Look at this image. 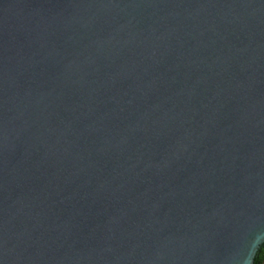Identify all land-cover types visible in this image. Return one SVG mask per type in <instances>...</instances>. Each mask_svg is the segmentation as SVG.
Instances as JSON below:
<instances>
[{"label":"water","instance_id":"1","mask_svg":"<svg viewBox=\"0 0 264 264\" xmlns=\"http://www.w3.org/2000/svg\"><path fill=\"white\" fill-rule=\"evenodd\" d=\"M263 245L264 0H0V264Z\"/></svg>","mask_w":264,"mask_h":264},{"label":"trees","instance_id":"2","mask_svg":"<svg viewBox=\"0 0 264 264\" xmlns=\"http://www.w3.org/2000/svg\"><path fill=\"white\" fill-rule=\"evenodd\" d=\"M264 262V245L260 248L257 257L255 258V264H262Z\"/></svg>","mask_w":264,"mask_h":264},{"label":"clouds","instance_id":"3","mask_svg":"<svg viewBox=\"0 0 264 264\" xmlns=\"http://www.w3.org/2000/svg\"><path fill=\"white\" fill-rule=\"evenodd\" d=\"M259 242H260V241H259V240H257V241H255L254 243H255V244H259Z\"/></svg>","mask_w":264,"mask_h":264},{"label":"crops","instance_id":"4","mask_svg":"<svg viewBox=\"0 0 264 264\" xmlns=\"http://www.w3.org/2000/svg\"><path fill=\"white\" fill-rule=\"evenodd\" d=\"M262 264H264V262Z\"/></svg>","mask_w":264,"mask_h":264}]
</instances>
